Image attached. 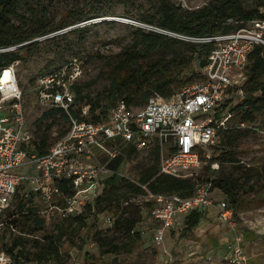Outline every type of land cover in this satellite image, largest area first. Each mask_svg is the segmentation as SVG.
Instances as JSON below:
<instances>
[{
  "label": "rangeland",
  "instance_id": "1",
  "mask_svg": "<svg viewBox=\"0 0 264 264\" xmlns=\"http://www.w3.org/2000/svg\"><path fill=\"white\" fill-rule=\"evenodd\" d=\"M169 1L186 16L199 13L219 3L218 0ZM243 2L248 9L256 8L258 3L257 0H243ZM158 9L159 0H133L129 6H123L117 0L109 3H99L97 0H29L20 9L21 16L13 18L14 23L19 25L24 21L33 22L39 17L45 18L47 24L59 23L64 27L67 24L63 23L62 17L66 12L71 11L74 22H83L81 24L86 25L82 27L87 26L84 31H73L66 28L61 32H54L35 40L38 44L37 48L19 62L17 67L19 83L25 94L27 118L36 144L46 138L45 148H50L62 139L61 133L69 129V124L59 114L38 122L47 112L37 102L36 88L39 78L54 68L77 60L83 70L79 84L83 89V96L86 97L85 102L100 104L101 109L95 114L108 113L114 107L109 98L113 73L120 62L125 59L128 50L133 48L134 52L140 49L134 43L138 29L141 28L146 32L161 31L157 27L160 20ZM89 16L92 18L89 19ZM229 22L234 26L237 25L235 20ZM163 33L189 42H197L195 41L197 38L182 37L172 32ZM191 54L189 47H182L178 54L175 63L180 64L177 74H180L183 85L175 87V94L185 85L202 80L200 76L203 75V67L200 68L195 63L186 66ZM171 58L170 52L159 51L142 65L156 64L160 60L172 64ZM134 69L136 66L133 65ZM143 89L145 93H148L149 89L146 85ZM119 94L121 93L115 96L116 104L125 98ZM153 96H155L154 93L149 94V98ZM242 102L243 98L239 93L230 92L226 105L216 111V115L220 116L218 119L220 140L223 137L226 139V148L231 152H236L238 162L221 165L214 161L223 152L220 141L217 146L208 150V155L202 156L201 166L192 171L196 178L199 176L205 178L208 175L214 178L232 177L245 183L249 190L253 187L260 188V191H250L248 199L253 207L245 212H236L235 225L222 223L217 217V205L221 200L228 201V199L221 190L216 189L213 195L215 209L210 207L209 218L193 232H186L184 224H181L168 233L163 245L156 246L152 243L150 231L145 230V226L140 223L137 230L142 232V240L131 253L118 256L103 254L94 240V235L96 231L107 232L112 229V225L107 221L109 218L114 221L119 218L117 208L110 210L112 204H115L117 200L122 201L121 210L124 217H132L136 211L141 212L143 221L149 216L147 195H136L126 188L119 191L116 196L106 197L109 199L103 204V209L106 210L92 214L87 221L88 226L84 228L76 225L70 226L67 221L70 216L64 217L59 212L52 214L49 220L46 215L39 214L45 218L46 226L44 231L36 237H31L32 242L45 235L61 237L60 258L45 264H264V191L261 190L264 186L261 177V170L264 168V111L255 113L254 123L245 122L243 110L238 109ZM146 103L147 100L139 98L134 102L133 107L142 108ZM80 106L78 104L79 108ZM50 125L51 129L48 130ZM106 147L116 148L120 153L116 159L110 160L106 152L98 151L101 152V162L119 169L124 174L122 177L129 180H137L147 168L155 163V157L152 154L155 149L132 151L133 149L120 139L107 142ZM161 158L159 163H161ZM208 165H211L210 171L206 170ZM190 177L192 175L188 178ZM23 194L21 190L15 197L12 210L22 200ZM103 194L104 190H101L99 197ZM29 200L32 202H28V205L32 204L34 208L41 210L42 204L35 196L32 195ZM59 226H64V234H61ZM2 235L5 237L4 242L11 244L13 238L19 234L11 228H5ZM239 238L242 240L244 259H237L234 255V246ZM32 242L29 251H32ZM2 244L1 241L0 249ZM87 255L93 256L89 262Z\"/></svg>",
  "mask_w": 264,
  "mask_h": 264
},
{
  "label": "built area",
  "instance_id": "2",
  "mask_svg": "<svg viewBox=\"0 0 264 264\" xmlns=\"http://www.w3.org/2000/svg\"><path fill=\"white\" fill-rule=\"evenodd\" d=\"M232 21V20H230ZM237 23V22H236ZM229 34L198 38L213 43L208 63L202 68L203 79L182 87L170 99L155 95L144 107L134 108L125 102L114 106L95 120L91 106L78 107L75 85L83 75L81 64L68 62L43 74L36 88L38 104L47 111L56 110L70 118L69 131L44 154L38 151L29 125L25 94L19 83L17 61L0 71V238L5 228L18 231L7 219L21 190L24 198L35 196L47 219L55 212L64 217L78 216L86 206H95L105 181L124 176L117 168L103 164L97 151L106 152L110 160L120 151L106 143L120 139L137 151L158 149L161 174L188 178L202 164V156L220 143L216 111L227 103L230 92L245 97L244 86L250 56L256 47L264 48V21L241 22ZM86 24H81L83 26ZM17 47L1 48L0 53ZM80 109L77 117L74 112ZM65 186L72 192L66 195ZM214 184L207 180L196 184L191 197L179 194H155L148 191V218L142 221L150 231L152 243L164 244L168 233L181 225L180 219L195 209L215 206ZM222 223L235 225L234 210L225 199L218 204ZM113 226L114 220L109 218ZM237 259H244L242 240L234 246ZM0 264H15L11 255L0 251ZM45 264V263H44Z\"/></svg>",
  "mask_w": 264,
  "mask_h": 264
},
{
  "label": "trees",
  "instance_id": "3",
  "mask_svg": "<svg viewBox=\"0 0 264 264\" xmlns=\"http://www.w3.org/2000/svg\"><path fill=\"white\" fill-rule=\"evenodd\" d=\"M101 2H112L114 0H97ZM256 8H246L243 0H218V5L208 7L199 13L193 15H184L176 6L169 0H159L158 15L160 20L157 27L161 31L146 32L143 29H138L134 37L135 46L140 48L133 52V48L128 50L125 59L120 62L113 73V82L111 86L110 99L112 106H116L115 96L118 93L121 97H125L123 102L128 106H133L134 102L143 98L149 100V94L161 96L170 99L175 94V87L183 85L178 73V64L175 63L178 54L182 47H189L192 51L191 56L186 62V66L196 64L200 68L205 67L208 63V56L213 50V43L205 42H189L182 38L171 37L163 32H172L182 37L191 38H207L219 34H229L236 31L242 26L241 22H250L254 20L264 21V0H257ZM29 0H0V47L12 48L18 47L17 50L0 53V71L3 68L9 67L17 61H22L32 50L37 48L38 44L35 40L44 38L54 32H61L63 29L70 28L75 31H84L87 26H79L83 22H74L71 11H68L62 17V24H47L45 18H37L33 22L24 21L23 24H16L13 18L21 16L20 9L26 5ZM123 6H129L133 0H117ZM93 5V3H91ZM263 9V10H262ZM263 11V12H262ZM46 15V14H45ZM92 18L89 16V19ZM230 20H235L237 25L234 26ZM163 31V32H162ZM159 51H167L172 54L171 62L164 63L160 60L156 64L143 66L142 64ZM133 65L136 69L133 70ZM248 81L244 86L245 97L241 106L245 122L254 123L257 112L264 111V48L256 47L250 56V64L247 68ZM201 79H203V76ZM147 86L148 93H145L143 86ZM76 92L77 104L80 108L83 106H91V113L95 120L100 117L95 113L101 109L100 104H89L85 102L86 97L83 96V89L80 84L74 87ZM124 94V95H122ZM80 109L74 112L77 117ZM59 114L68 124L70 118L59 111L50 110L45 112L43 118L38 122H42L45 118ZM107 113H100L105 116ZM217 120L220 118L216 115ZM51 125L48 126V130ZM69 129L61 133L62 139L67 135ZM47 139L39 143L38 151L44 154L49 148H45ZM223 150L222 154L215 158L214 161L219 162L221 165L226 163L235 164L238 162L236 152H231L226 148V139L223 137L220 143ZM132 151H137L133 149ZM155 163L147 168L137 180H129L122 176H114L105 181L104 194L98 197L95 206L87 205L85 212L78 216H70L67 218L70 226L76 225L79 228L88 226L87 221L92 214L101 213L103 204L109 201L106 197L116 196V194L128 188L136 195H147L148 191L160 193H175L183 197H191L194 193L196 184L199 182L210 180L214 184L215 189L221 190L227 197L230 205L236 212H245L250 210V200L248 194L250 191H260V188L253 187L248 189L247 185L243 182L232 177L214 178L208 175L203 178L199 176L196 178H180L161 174L160 172V158L161 154L158 149L153 150ZM207 171L211 170V165L206 168ZM215 172V171H213ZM261 177L264 182V168L261 170ZM66 195H72V192L65 186L62 187ZM264 191V186L261 189ZM17 203L14 210L7 212V219H10L11 225L18 231V236H15L11 244L5 243V237L1 235L0 242L2 241V248L4 251L11 255L15 264L36 263L44 264L52 261L53 259L60 258L61 256V237L59 235H45L32 242V236H37L44 231L46 226L45 218L38 214L36 208L28 202L24 197ZM113 199H111L112 201ZM24 201V202H23ZM23 202V203H22ZM122 201L117 200L112 204L110 210L117 208L116 212L119 218L114 221L112 229L107 232L96 231L94 240L98 244L103 254H111L118 256L123 253H131L136 245L142 240V232L137 230L138 225L143 221L140 211L133 213L132 217L122 216L124 213L121 210ZM209 215V210L195 209L185 216L184 230L186 232H193L196 230L206 217ZM9 228V227H8ZM61 234H64V226H59ZM16 233V232H15ZM120 233V235H118ZM33 243L32 251H29V246ZM88 256V255H87ZM93 258L88 256L87 261ZM92 264V263H91Z\"/></svg>",
  "mask_w": 264,
  "mask_h": 264
},
{
  "label": "crops",
  "instance_id": "4",
  "mask_svg": "<svg viewBox=\"0 0 264 264\" xmlns=\"http://www.w3.org/2000/svg\"><path fill=\"white\" fill-rule=\"evenodd\" d=\"M98 151H101V150H98ZM98 151H97V155H98V157H99V159H100L101 152H98ZM100 161H101V159H100ZM31 196H32V195H31ZM31 196H30V198H31ZM22 197H24V196H22ZM30 198H29V199H30ZM36 199H37V198H36ZM214 199H215V198H214ZM37 201H39V200L37 199ZM40 203H41V202H40ZM41 204H42V203H41ZM217 206H218V205H217ZM213 208L215 209V207H213ZM217 208H218V207H217ZM41 209H44V208H43V205H42V208H41ZM208 210H209V213H210V210H211V209L209 208ZM217 211H218V210H217ZM213 214H214V213H213ZM217 217H218V214H217ZM208 218H209V215L206 217V219H208ZM180 221H181V224L183 225L184 222H185V219H184V218H183V220L180 219ZM179 226H181V225H179ZM179 226H178V227H179ZM29 264H30V263H29Z\"/></svg>",
  "mask_w": 264,
  "mask_h": 264
}]
</instances>
